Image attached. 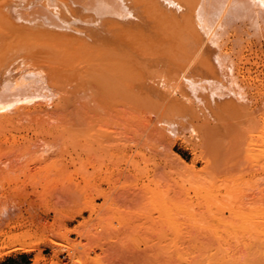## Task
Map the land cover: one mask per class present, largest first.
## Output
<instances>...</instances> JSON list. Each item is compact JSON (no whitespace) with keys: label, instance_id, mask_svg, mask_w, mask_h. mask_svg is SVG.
<instances>
[{"label":"bare ground","instance_id":"1","mask_svg":"<svg viewBox=\"0 0 264 264\" xmlns=\"http://www.w3.org/2000/svg\"><path fill=\"white\" fill-rule=\"evenodd\" d=\"M260 65L264 0H0V156L16 147L7 146L8 135L15 140L16 131L51 134L58 127L71 133L88 123L91 99L108 102L117 95L132 100L131 111L141 117L157 113L163 131L183 138L190 133L195 143L214 140L211 148L230 150L264 171V80L254 71ZM26 148L16 155L24 156ZM178 159L186 172L200 175L195 163ZM206 186L194 190L209 211L228 206L231 238L216 250L176 247L165 254L178 264H264V208L231 210L235 188L227 186L222 195L227 202L230 195L227 203L215 199L217 186ZM40 198H47L45 191ZM164 201L161 216L178 226L173 206ZM17 206L0 202V225ZM86 208L95 210L93 203ZM3 237L0 257L31 252L45 241Z\"/></svg>","mask_w":264,"mask_h":264},{"label":"rangeland","instance_id":"2","mask_svg":"<svg viewBox=\"0 0 264 264\" xmlns=\"http://www.w3.org/2000/svg\"><path fill=\"white\" fill-rule=\"evenodd\" d=\"M256 70L264 80V65ZM79 99L83 115L82 93ZM132 107V100L117 95L108 102L96 96L88 103V123L71 133L58 127L51 134L16 131L15 140L8 135L7 146L16 147L10 155L0 156V202L18 206L0 225V243L6 233L45 241L31 252L0 257V264H37V258L38 264H178L165 252L219 249L222 239L231 236L226 226L232 221L230 209L220 203L222 210L209 205L213 212L209 211L194 190L201 183L217 186L215 199L222 200L227 186L237 181L235 198L229 195L234 201L231 210L264 208L261 166L235 159L232 151L219 146L211 148L214 140L195 143L190 133L184 138L167 133L157 125V113L141 117ZM20 147H27L24 156L16 155ZM178 157L195 163L200 175L186 172ZM134 162L140 163L138 168ZM103 177L111 182H102ZM102 192L105 196H99ZM161 199L173 206L178 226L161 216ZM92 203L94 211L86 208ZM175 207L187 213L180 214Z\"/></svg>","mask_w":264,"mask_h":264}]
</instances>
